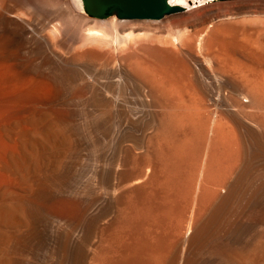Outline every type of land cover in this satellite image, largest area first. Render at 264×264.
<instances>
[{"label": "bare ground", "instance_id": "6f19581e", "mask_svg": "<svg viewBox=\"0 0 264 264\" xmlns=\"http://www.w3.org/2000/svg\"><path fill=\"white\" fill-rule=\"evenodd\" d=\"M167 1L196 43L75 52L79 0H0V264H264V1Z\"/></svg>", "mask_w": 264, "mask_h": 264}, {"label": "rangeland", "instance_id": "374dc122", "mask_svg": "<svg viewBox=\"0 0 264 264\" xmlns=\"http://www.w3.org/2000/svg\"><path fill=\"white\" fill-rule=\"evenodd\" d=\"M231 2V1H237V0H214L213 2H211L212 4H214V3H221V2ZM252 1H255V0H252ZM256 1H258V0H256ZM261 1H264V0H261ZM263 6H262V5ZM262 6V7H260V6ZM194 7V6H193ZM199 8V7H198ZM255 8V9H254ZM195 9H197V8H195ZM194 9V10H195ZM253 9V10H252ZM257 9V10H256ZM193 10V11H194ZM244 12L243 13H240V17L238 16V19H242L241 21H245V20H257V21H261V20H263V21H261V22H263L264 23V4L263 3H260V4H258L257 5V7H251V10H249V8L247 9V10H243ZM255 11V12H254ZM248 12V13H247ZM252 13V14H251ZM253 14H254V16L256 17V18H254L253 17ZM256 14V15H255ZM180 15H182V14H179V15H172V16H168V17H163L164 19H158V20H150V19H142V20H139V19H117L116 17H114L113 15H112V17L111 18H109V19H106V20H102V21H100V20H95V19H91V18H89V17H87V16H85V15H82V16H77V17H75V42H76V40H77V42H76V44H75V52L76 51H81V50H83L86 46H87V44L88 43H86L85 42V38H84V33H85V28H88V27H93L95 24H96V22H105V21H109V20H112V21H114V22H117V23H120L121 25H120V27H119V29L121 30V33L123 34V35H126V34H128L130 31H133L134 32V34L135 35H137V39H139V40H141V39H143V37L145 36L146 37V39H148V40H153L154 38H156V39H154V40H160V39H162V40H160V41H167L166 39L168 38V39H171V37H173V33L175 34V33H183V34H185V37L187 38V41L188 42H197V39H198V37L199 36H197V34L198 33H200L201 32V30H203L204 29V27H205V25L206 24H204L203 22H190V24H188L189 22H187L186 23V21H185V19H186V15H187V20H189L191 17V14H189L188 15V13L186 14V15H184V16H180ZM243 15V17H241ZM244 15H246L245 16V18H244ZM247 15H249V16H247ZM262 15V16H261ZM183 17V18H182ZM252 17V19H250ZM257 17H260V19H257ZM248 18V19H247ZM254 18V19H253ZM105 19V18H104ZM245 19V20H244ZM160 20V21H159ZM176 20V21H175ZM169 23H168V22ZM185 22V23H184ZM191 23L193 24V26H196V27H193L192 25H191ZM203 23V24H202ZM168 24V26H166ZM171 25H173V27L171 26ZM197 25H198V27H197ZM200 25H202V26H200ZM204 25V26H203ZM163 26V27H162ZM177 26V27H176ZM132 27H133V29H132ZM166 27V28H165ZM168 27V28H167ZM190 27V28H189ZM139 28V29H138ZM161 28V29H160ZM164 28V29H163ZM173 28V29H172ZM130 29H132V30H130ZM148 29V30H147ZM189 29V30H188ZM193 29H195V30H193ZM109 29H104V32L106 33L107 32V35L105 34V36H104V40H106V38H108L106 41H102V42H100L99 41V43H97V42H93V43H95L96 45L97 44H99V47H102V46H106L107 45V43H109L110 42V40H111V37H112V35H111V33H110V31H108ZM138 30V31H137ZM191 30V31H190ZM200 30V31H199ZM126 31H127V33H126ZM147 33H146V32ZM150 31V32H149ZM154 31V32H153ZM149 32V33H148ZM190 32V35L194 38H191V36L189 37V33ZM153 33V34H152ZM146 34L148 35V36H146ZM153 35L151 38H148V37H150L151 35ZM109 35V36H108ZM134 35V36H135ZM154 35H157V36H154ZM159 35V36H158ZM199 35V34H198ZM197 36V37H196ZM106 37V38H105ZM136 37V36H135ZM142 37V38H141ZM145 37H144V40H145ZM158 38V39H157ZM188 38L189 39H191V41L190 40H188ZM193 39V40H192ZM144 40H142V41H144ZM169 41V40H168ZM104 42V43H103ZM90 44L89 45H92V42H89ZM102 43V44H101ZM95 44H93V45H95ZM100 45H102V46H100ZM84 47V48H83Z\"/></svg>", "mask_w": 264, "mask_h": 264}, {"label": "water", "instance_id": "95a60500", "mask_svg": "<svg viewBox=\"0 0 264 264\" xmlns=\"http://www.w3.org/2000/svg\"><path fill=\"white\" fill-rule=\"evenodd\" d=\"M81 11L92 18L158 20L184 9L167 0H79Z\"/></svg>", "mask_w": 264, "mask_h": 264}, {"label": "snow or ice", "instance_id": "6c2138e0", "mask_svg": "<svg viewBox=\"0 0 264 264\" xmlns=\"http://www.w3.org/2000/svg\"><path fill=\"white\" fill-rule=\"evenodd\" d=\"M170 2H174V0H170Z\"/></svg>", "mask_w": 264, "mask_h": 264}]
</instances>
